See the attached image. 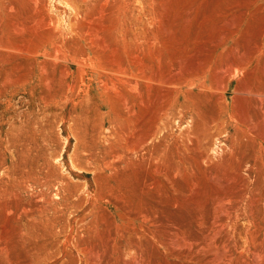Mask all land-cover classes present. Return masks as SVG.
Segmentation results:
<instances>
[{
    "label": "rangeland",
    "instance_id": "374dc122",
    "mask_svg": "<svg viewBox=\"0 0 264 264\" xmlns=\"http://www.w3.org/2000/svg\"><path fill=\"white\" fill-rule=\"evenodd\" d=\"M0 264H264V0H0Z\"/></svg>",
    "mask_w": 264,
    "mask_h": 264
},
{
    "label": "bare ground",
    "instance_id": "6f19581e",
    "mask_svg": "<svg viewBox=\"0 0 264 264\" xmlns=\"http://www.w3.org/2000/svg\"><path fill=\"white\" fill-rule=\"evenodd\" d=\"M171 81V80H170ZM169 82V81H168ZM175 82H176V80H175ZM165 83V82H164ZM182 85V84H181ZM169 86H171V85H169ZM180 86V85H179ZM184 87V86H183ZM177 89H179V88H177ZM178 91V90H177ZM178 105H176V107H177ZM172 108H174V107H172ZM179 109V108H178ZM177 110V109H176ZM263 208V207H262Z\"/></svg>",
    "mask_w": 264,
    "mask_h": 264
}]
</instances>
